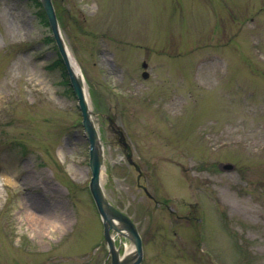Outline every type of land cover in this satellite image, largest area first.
Listing matches in <instances>:
<instances>
[{
  "label": "rangeland",
  "instance_id": "1",
  "mask_svg": "<svg viewBox=\"0 0 264 264\" xmlns=\"http://www.w3.org/2000/svg\"><path fill=\"white\" fill-rule=\"evenodd\" d=\"M53 2L92 111L135 148L139 172L100 125L104 191L148 262L264 264V0ZM51 38L33 0H0V264H111Z\"/></svg>",
  "mask_w": 264,
  "mask_h": 264
},
{
  "label": "water",
  "instance_id": "2",
  "mask_svg": "<svg viewBox=\"0 0 264 264\" xmlns=\"http://www.w3.org/2000/svg\"><path fill=\"white\" fill-rule=\"evenodd\" d=\"M47 14L53 38L58 51L66 66L71 86L78 100L79 109L83 117V128L85 137L89 142V166L91 180L89 190L101 216L104 226V237L108 243L109 254L112 257V264H141L143 259V244L140 234L132 219L117 209L108 200L101 183L102 169L104 168V153L102 143L97 130L98 120L93 118L90 102L87 97L86 83L83 74L77 63L70 60L68 47L62 35L58 18L52 0H40ZM146 67V64H144ZM222 171H232L235 165L230 162H223L219 165ZM119 237L129 239L135 246L134 251L120 256V248L116 247L111 232Z\"/></svg>",
  "mask_w": 264,
  "mask_h": 264
},
{
  "label": "flooded vegetation",
  "instance_id": "3",
  "mask_svg": "<svg viewBox=\"0 0 264 264\" xmlns=\"http://www.w3.org/2000/svg\"><path fill=\"white\" fill-rule=\"evenodd\" d=\"M110 122H111V124H110ZM110 122H109V126H107V130L110 133V137L112 138L111 140L125 154L126 161L128 163H130L133 167L138 168V166L135 164V161L132 159L133 158V149H132V145H131L130 141L128 140L127 136L118 127L116 122H114L113 120H111ZM145 193L147 195H149L148 192L145 191ZM186 219L187 220H189V219L191 220V217L187 216ZM166 227L167 226L162 225L163 230L162 229H160V230L168 232V230H166ZM173 234H174L173 236H175V237L178 236V231H173ZM153 235H154L153 233H150V236H153ZM185 235H187V233H183L180 237L181 238L185 237ZM141 236H142V239H143V242H144V245H145L146 241H145V232L144 231L141 233ZM178 238H179V236H178ZM180 242H182V240ZM175 248H176V250L179 249V242L175 245ZM144 253L145 254H144V257H143V260H142L141 264H162V262L160 263V260H158V263L154 262V261L148 262V257L146 256V252H144ZM178 257H180V256H178ZM180 258H182V257H180ZM180 263H178V264H180ZM196 263L199 264L198 260L196 261Z\"/></svg>",
  "mask_w": 264,
  "mask_h": 264
},
{
  "label": "trees",
  "instance_id": "4",
  "mask_svg": "<svg viewBox=\"0 0 264 264\" xmlns=\"http://www.w3.org/2000/svg\"><path fill=\"white\" fill-rule=\"evenodd\" d=\"M33 1L36 4V6L38 7V9H39V16L43 19V21L45 22V24L47 26H49L48 25L47 16H46L45 11H44V9L42 7V4L40 3V0H33ZM57 13H58L59 20H61V14H60L61 12L59 11L58 8H57ZM51 42H54L53 38H51ZM53 68H56L57 72L60 73V75H61V77L63 79V82H64L65 86L68 87V90L72 94H74L73 91H72V89H71V86H70V82H69V78H68V73H67L66 67H65V65H64V63H63V61H62V59L60 58L59 55H58V58H57L56 62H54V64H53Z\"/></svg>",
  "mask_w": 264,
  "mask_h": 264
},
{
  "label": "bare ground",
  "instance_id": "5",
  "mask_svg": "<svg viewBox=\"0 0 264 264\" xmlns=\"http://www.w3.org/2000/svg\"><path fill=\"white\" fill-rule=\"evenodd\" d=\"M67 47H68V51H69L70 60H71V62H72V60H73L74 63H75L76 60H75V58H74V56H73V53H72V51H71V49H70V47H69L68 45H67ZM72 64H73V62H72ZM87 97H88V93H87ZM88 99H89V97H88ZM101 183H102V186L104 187V168H103V172H102ZM36 222H37V224L39 225V227H40L41 229H44V224H46L44 221H42V220H37ZM131 250H132V249H130L129 247L126 248V251H127V252H130Z\"/></svg>",
  "mask_w": 264,
  "mask_h": 264
}]
</instances>
